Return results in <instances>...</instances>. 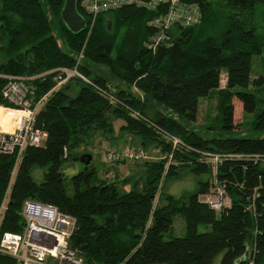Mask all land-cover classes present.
I'll use <instances>...</instances> for the list:
<instances>
[{"label": "trees", "instance_id": "16d2710c", "mask_svg": "<svg viewBox=\"0 0 264 264\" xmlns=\"http://www.w3.org/2000/svg\"><path fill=\"white\" fill-rule=\"evenodd\" d=\"M189 1L201 8L202 22L176 26L153 49L149 42L160 30L151 22L159 13L145 7L101 15L91 32L73 34L61 19L65 0H0V76L77 67L100 89L77 78L55 89L57 73L32 83L35 102L45 98L34 127L47 138L43 146L28 147L18 164L16 156L0 154V206L14 177L1 234L22 232L23 206L31 200L75 219L69 244L83 264H216L220 256V264H264V73L252 78L254 59L264 55V0ZM78 11L88 22L79 4ZM51 15L61 24L57 35ZM108 15L114 16L112 30ZM6 83L0 78V106L15 109L3 98ZM72 85L78 87L73 97ZM204 99L216 103L213 132H238V102L250 118L241 130L248 125L253 136L206 138L194 131ZM150 103L164 111L151 117ZM117 122L122 132L170 156L168 172L166 159L146 162L143 189L125 194L93 164L68 177L65 168L76 151L97 135L112 138ZM211 156L221 160L214 180ZM181 169L198 179L196 191L187 200L165 193L156 207L163 179ZM218 187L229 200L220 211L201 200ZM178 216L185 236L166 241ZM200 226L209 230L200 232ZM0 264L16 262L0 255Z\"/></svg>", "mask_w": 264, "mask_h": 264}, {"label": "built area", "instance_id": "2783aa9c", "mask_svg": "<svg viewBox=\"0 0 264 264\" xmlns=\"http://www.w3.org/2000/svg\"><path fill=\"white\" fill-rule=\"evenodd\" d=\"M79 7L88 18V29L92 31L101 15L117 12L125 7H145L156 11L159 15L151 25L160 30L149 42L155 49L159 44L166 43L170 38L168 32L176 26H195L203 19L201 8L189 0H80ZM89 31V32H90ZM82 55L79 57V61ZM57 73L55 89L77 78L83 83L100 90L94 82L79 72L78 68L57 69L32 77L0 76L7 80L2 91L3 98L19 113V118L10 133L0 131V154L16 156L17 164L28 147H40L45 144L47 134L35 129L36 116L44 102H35V88L32 83L46 75ZM113 102L116 99L104 92ZM136 116H139L138 114ZM175 147L180 144L173 138ZM221 162L219 156H212ZM145 156L141 151L127 147L123 152H110L108 160L140 161ZM14 177L0 206V229L9 202V194ZM216 211L229 204L228 198L221 187L215 195L205 196L203 200ZM24 226L20 233L0 232V255L12 258L16 264H83V259L70 248L69 239L75 228L76 221L61 213L56 207L28 200L22 212Z\"/></svg>", "mask_w": 264, "mask_h": 264}, {"label": "rangeland", "instance_id": "374dc122", "mask_svg": "<svg viewBox=\"0 0 264 264\" xmlns=\"http://www.w3.org/2000/svg\"><path fill=\"white\" fill-rule=\"evenodd\" d=\"M263 12L264 9H261ZM51 21L55 27V34H58V31L61 27L58 16L51 15ZM99 19V18H98ZM98 20L96 21V23ZM105 22H111L114 24V16L108 15L105 17ZM95 23V25H96ZM176 28V27H175ZM90 31V30H89ZM88 31V32H89ZM176 33L178 29L174 30ZM91 32V31H90ZM61 43V42H60ZM82 60V58L80 59ZM4 61L3 56L0 53V64ZM99 74H104L109 77V72L106 68H98L97 71ZM264 73V55L257 57L254 59V68L252 71V78L257 77L258 75ZM224 77V76H223ZM225 78V77H224ZM112 79V78H111ZM110 79V80H111ZM115 85L126 89V85L121 83L118 80H111ZM224 80L222 85L224 86ZM115 87L112 86V89ZM69 94L73 97L78 92V87L75 85L70 86ZM134 92H136L134 90ZM141 96V94H139ZM3 107V106H0ZM6 108V107H5ZM235 121L237 125L236 133H228V134H219L218 132H213L211 130L214 119L216 118V103L214 99H204L200 103L199 115L196 124L191 125L194 131L201 134L206 138H245L252 137L253 135L249 131V126H244V129L241 130V124L243 122H250L249 117H244V112L242 106L236 102L235 104ZM10 109V108H9ZM16 110V109H12ZM158 110H163L159 106L154 103H150L148 107V114L151 117H154ZM164 111V110H163ZM17 119L19 118V114L16 115ZM115 117L113 114H110V118ZM252 118V117H251ZM17 121H15L14 126ZM123 123H116V131L113 134V137L102 135H97L95 139L92 140L90 145L83 146L76 151L77 156L74 159L79 158L84 155H91L93 158L92 164L96 167L98 176L101 179H106L110 183H116L120 194H125L132 190H142L144 184L146 183V162H158L166 159L167 166L166 170L168 172L169 167H171V163L174 161L169 156H164L159 147H152V145H143L140 137L136 135H132L126 132H122L120 127ZM127 147L135 149L137 151H141L145 158L140 161H130V160H108V154L110 152H123ZM173 161V162H172ZM207 163L211 166L212 174L211 179L214 180L216 167L219 165V161H217L214 157H210L207 160ZM79 168V170H78ZM83 168V164L81 162H72V164H68L65 168V172L68 177H72L73 175L80 172ZM40 171V170H39ZM42 172V171H41ZM42 178V177H40ZM39 178V179H40ZM205 180H209L207 177ZM38 180V178H37ZM210 180V181H212ZM198 179L193 176L191 172L185 169H181L178 171L177 176L175 178H164L162 184L158 188V192L156 194L155 206L158 207L161 204H164L163 194H169L176 198H180L181 200H187V198L196 191ZM210 196V195H209ZM211 197V196H210ZM204 197H201V200H204ZM208 227L200 226L199 231L205 232L208 231ZM185 224L181 217H176L172 232L167 234L165 237L166 241H169L176 237L185 236ZM251 249V248H250ZM253 250V248H252ZM222 256L217 259L216 264H220Z\"/></svg>", "mask_w": 264, "mask_h": 264}, {"label": "water", "instance_id": "95a60500", "mask_svg": "<svg viewBox=\"0 0 264 264\" xmlns=\"http://www.w3.org/2000/svg\"><path fill=\"white\" fill-rule=\"evenodd\" d=\"M80 0H65L61 11V19L73 34H80L88 29V22L78 11V3ZM109 30H112V23H108ZM75 162H81L88 167L92 164L91 155H84L74 159Z\"/></svg>", "mask_w": 264, "mask_h": 264}, {"label": "bare ground", "instance_id": "6f19581e", "mask_svg": "<svg viewBox=\"0 0 264 264\" xmlns=\"http://www.w3.org/2000/svg\"><path fill=\"white\" fill-rule=\"evenodd\" d=\"M17 111L9 108L0 107V131L10 133L14 129V123L17 121Z\"/></svg>", "mask_w": 264, "mask_h": 264}, {"label": "crops", "instance_id": "0c3cea01", "mask_svg": "<svg viewBox=\"0 0 264 264\" xmlns=\"http://www.w3.org/2000/svg\"><path fill=\"white\" fill-rule=\"evenodd\" d=\"M141 96H142V94H141ZM115 130H116V129H115ZM78 170H79V168H78ZM81 170H82V169H81ZM81 170H80V171H81Z\"/></svg>", "mask_w": 264, "mask_h": 264}]
</instances>
